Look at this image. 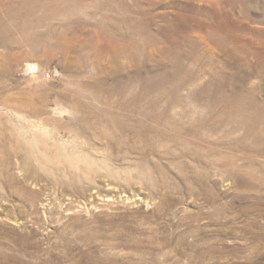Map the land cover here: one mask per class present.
Instances as JSON below:
<instances>
[{"label":"rangeland","instance_id":"obj_1","mask_svg":"<svg viewBox=\"0 0 264 264\" xmlns=\"http://www.w3.org/2000/svg\"><path fill=\"white\" fill-rule=\"evenodd\" d=\"M10 129L109 170L0 157V264H264V0H0Z\"/></svg>","mask_w":264,"mask_h":264},{"label":"bare ground","instance_id":"obj_2","mask_svg":"<svg viewBox=\"0 0 264 264\" xmlns=\"http://www.w3.org/2000/svg\"><path fill=\"white\" fill-rule=\"evenodd\" d=\"M8 136H9V140L14 145L11 149L10 148L8 149L6 145L4 146L3 143H0V157H3L2 159H7V158H14V154L17 156L23 155L26 159L27 165L30 167V172H28L30 178H35V179L43 178L44 176L42 172H46V174L49 173L50 175L52 174V171L56 170L54 171L52 178L54 182L53 184L63 189H67V190L70 189L78 192L81 183L92 180L91 171L95 170L94 166H96V170L94 171L95 174H101L100 172L102 170L105 172H108L109 170L107 168L108 167L107 161L102 160L101 162H96L92 159H89L88 157H86V159H82V156L80 155L81 152H79L75 148L70 155L69 154L63 155L62 150H66V148L61 144L52 142L53 145H50L52 143H49V141H45L44 139H41L36 143H31L29 141L22 140V137L20 138L17 135L16 137H14V129H10V133ZM52 149L55 150L54 156H56V162L54 163H56L55 164L57 165L56 167H52L51 162L47 157L48 151ZM94 151H96L95 152L96 154H101V155L104 154L103 150L97 149ZM105 154H107V152ZM58 172H62V174ZM107 174H109L110 176L112 175V173L110 172ZM109 175H105V178L108 177ZM66 176H68L70 179H67ZM35 195L36 194H34V196ZM109 262H112L110 257L97 258V259L95 258V263L97 264L109 263Z\"/></svg>","mask_w":264,"mask_h":264}]
</instances>
